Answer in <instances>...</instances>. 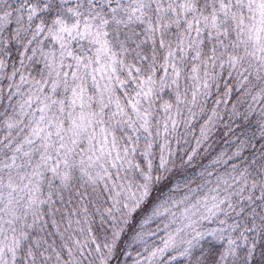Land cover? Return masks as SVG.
I'll return each instance as SVG.
<instances>
[{
  "label": "snow or ice",
  "instance_id": "snow-or-ice-1",
  "mask_svg": "<svg viewBox=\"0 0 264 264\" xmlns=\"http://www.w3.org/2000/svg\"><path fill=\"white\" fill-rule=\"evenodd\" d=\"M0 264H264V0H0Z\"/></svg>",
  "mask_w": 264,
  "mask_h": 264
}]
</instances>
